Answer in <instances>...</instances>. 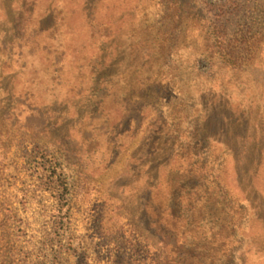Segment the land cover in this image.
Here are the masks:
<instances>
[{"label":"rangeland","instance_id":"374dc122","mask_svg":"<svg viewBox=\"0 0 264 264\" xmlns=\"http://www.w3.org/2000/svg\"><path fill=\"white\" fill-rule=\"evenodd\" d=\"M0 124V264H155L133 185L178 170L186 143L244 158L187 242L214 264L225 240L264 264V0H0ZM51 157L72 195L57 256L43 245L54 195L33 168ZM209 166L185 184L202 194Z\"/></svg>","mask_w":264,"mask_h":264},{"label":"trees","instance_id":"16d2710c","mask_svg":"<svg viewBox=\"0 0 264 264\" xmlns=\"http://www.w3.org/2000/svg\"><path fill=\"white\" fill-rule=\"evenodd\" d=\"M2 132H8L4 124H0V147L4 148L5 146H1L3 141L1 138ZM203 146L186 143L184 152L188 153L189 158L179 162L178 170H174L175 167L173 168L172 165L167 167L163 175L157 180H139L133 185L135 193L140 197V209L144 213L145 218L143 221L159 238L160 246L155 264L215 263L213 262L215 261V256L206 255L209 251H205L203 255L202 252L195 248V235L192 243L187 242V231L190 229L188 222L191 217L194 219L195 215L201 213V205L207 194L212 196L217 191L220 196L228 198V186L234 178L233 173L235 171L240 172L239 165L244 158L243 156L231 158V152L226 148L227 151L224 150L222 152V157L218 156L217 158L215 156L214 160L212 159L213 163L207 162L203 159ZM205 149L213 150L211 145L205 146ZM27 153L30 155L28 150ZM228 155L231 160H228ZM30 157L32 158L33 156ZM47 163H41L42 165L38 162L35 163L42 168L40 172L37 166L33 168L35 169L36 181L38 182L36 186L42 190H51L52 195H54L52 206L54 213L51 214V217L55 230L47 236L43 245L52 243L56 239L58 248L55 249L56 253H54L57 256L59 250L69 249L66 233L72 195L60 163L54 160L53 157L47 160ZM200 163L205 167L210 164L209 169L204 173L203 181L197 183V185L204 186L202 194L199 192L201 191L199 188L195 191L196 188L194 186L189 187L185 184L190 178L186 177L185 170L187 169L188 174L191 169L194 171L198 168ZM193 174L197 178V172ZM192 177L195 178L194 176ZM223 192L226 194L222 195ZM93 229L97 236L101 237L105 242L110 241V237H117V234L113 233L111 224L106 220L104 213L96 216ZM232 235L233 233L230 236ZM232 244L225 240L220 247L215 248L214 246L215 251H219V258H222V262L218 261L216 264H239L237 255L242 245H238V243Z\"/></svg>","mask_w":264,"mask_h":264}]
</instances>
